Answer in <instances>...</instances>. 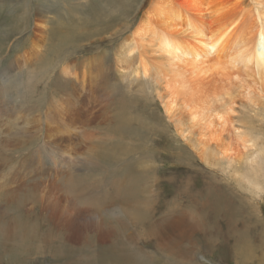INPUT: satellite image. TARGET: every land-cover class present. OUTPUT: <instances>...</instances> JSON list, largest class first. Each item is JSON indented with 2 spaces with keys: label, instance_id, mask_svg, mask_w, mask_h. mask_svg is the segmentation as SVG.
<instances>
[{
  "label": "rangeland",
  "instance_id": "374dc122",
  "mask_svg": "<svg viewBox=\"0 0 264 264\" xmlns=\"http://www.w3.org/2000/svg\"><path fill=\"white\" fill-rule=\"evenodd\" d=\"M147 1L0 0V223L20 207L39 218H78L80 211L102 216L101 207L94 210L95 203L92 210L86 202L89 194L99 205L116 204L110 207L116 212L124 203L114 202L117 189L123 198L133 183L139 188L133 195L147 191L154 222L166 216L159 238L163 262L171 252L178 264H264V242L257 237L264 231V192H245L227 173L206 167L151 88L114 70L115 48L143 18ZM233 3L227 0L226 7L235 15ZM262 94L253 103L237 96L233 117L264 138ZM205 188L230 195L226 212L205 207ZM170 204L177 212L163 214ZM188 206L203 218L196 212L182 222L179 213ZM227 216L259 228L246 259L242 249L233 250ZM78 227L68 243L76 249L83 240ZM1 256L0 264L59 262L51 252L21 251V263Z\"/></svg>",
  "mask_w": 264,
  "mask_h": 264
},
{
  "label": "bare ground",
  "instance_id": "6f19581e",
  "mask_svg": "<svg viewBox=\"0 0 264 264\" xmlns=\"http://www.w3.org/2000/svg\"><path fill=\"white\" fill-rule=\"evenodd\" d=\"M235 2L238 11L233 15L227 0H150L143 18L115 48L113 66L121 79L151 88L166 118L177 125L180 137L206 167L219 168L240 189L255 195L264 192V138L238 125L233 114L237 96L253 103L256 94L264 93V0ZM226 8L227 18L220 22ZM215 74L217 77L205 81ZM258 98L264 99L263 94ZM262 99L256 101L262 103ZM230 169H234L232 173ZM128 187L123 198L117 189L113 200L124 203L116 212L110 208L116 204L99 205L89 194L86 202L97 205L91 209L101 207L103 211L102 216H95L97 221L91 217L94 212L80 211L78 218H39L18 208L17 214L0 223L1 259L15 263L10 258L19 257L21 263L22 251L28 256L51 252L58 264H178L171 252L163 262L159 248L166 216L155 223L147 191L143 189L140 194H146L140 197L133 195L137 184L128 183ZM200 195L205 207L214 206L219 212L231 205L227 193L219 196L216 190L205 188ZM171 206L163 214L177 212ZM196 212L202 219L201 210L188 206L179 213L180 220H193ZM231 217L226 224L234 237L233 250L242 249L246 259L255 249L259 228H252L247 218L238 223V218ZM77 227H82L80 249L68 244ZM91 231L97 234L89 236ZM261 233L257 237L263 243L264 231Z\"/></svg>",
  "mask_w": 264,
  "mask_h": 264
},
{
  "label": "water",
  "instance_id": "95a60500",
  "mask_svg": "<svg viewBox=\"0 0 264 264\" xmlns=\"http://www.w3.org/2000/svg\"><path fill=\"white\" fill-rule=\"evenodd\" d=\"M148 1H149V0H148ZM148 1H147V2H148Z\"/></svg>",
  "mask_w": 264,
  "mask_h": 264
}]
</instances>
